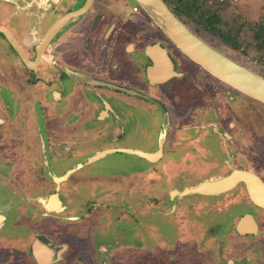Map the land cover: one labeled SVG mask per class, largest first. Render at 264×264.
Masks as SVG:
<instances>
[{"label":"flooded vegetation","instance_id":"flooded-vegetation-1","mask_svg":"<svg viewBox=\"0 0 264 264\" xmlns=\"http://www.w3.org/2000/svg\"><path fill=\"white\" fill-rule=\"evenodd\" d=\"M81 1L0 0V264H129L133 249L143 253L150 249V225L142 222L146 218L151 222L150 215L168 227L158 229L164 257L184 258L173 264H253L246 252L264 246V208L251 200L245 183L220 194L183 195L187 188L228 177L234 170L251 172L264 183L246 165L243 148L248 131L236 135L233 130L242 129V123L223 114L211 128L214 138L200 137L193 130L197 120L191 112L174 121L172 114L180 106L169 100L165 90L187 74L164 34L154 29L142 9L134 12L133 0H93L84 14L69 21L40 51L60 18L84 8L87 0L77 7ZM66 35H80L79 47L68 44ZM13 42L32 67L24 63ZM162 55L173 74L156 83L149 70L156 68L155 59L164 63ZM162 69L168 73L166 67ZM26 75L31 85L28 97L21 83ZM151 107L165 117L153 144L146 125ZM29 118L40 139L34 171L27 168L21 153ZM209 142H215L212 148ZM113 155L142 159L144 167L137 166L141 179L110 183L89 173L94 192L81 194L80 189L89 187L82 188L76 174L84 172L87 163ZM154 169L160 172L159 195H132L138 187L150 191ZM211 170L216 174L211 175ZM102 187L109 190L108 212L93 213L92 207L101 209L105 201L100 196ZM193 197L211 199L209 210L238 205L242 213L232 218L231 225L230 219L206 223L192 212L200 199ZM21 206L30 209L23 211ZM100 214L115 228L111 232L102 228L96 234L88 229L85 234V224ZM26 220L51 227L22 228ZM138 228L141 237L134 232ZM219 238L216 247L207 245ZM241 238L252 240L233 246L236 255H230L224 244ZM85 249L92 262L85 259ZM191 253L200 262L188 259Z\"/></svg>","mask_w":264,"mask_h":264},{"label":"rangeland","instance_id":"rangeland-1","mask_svg":"<svg viewBox=\"0 0 264 264\" xmlns=\"http://www.w3.org/2000/svg\"><path fill=\"white\" fill-rule=\"evenodd\" d=\"M83 2L84 0H82L77 7L81 6ZM189 2L192 3L193 0H189ZM192 9L194 12L197 11V14L205 13L206 20H208L210 17L212 19H216L215 17H217V21L219 22L218 27L220 30L224 32H238L239 38L243 42V46L246 48L248 55H243L241 54V52L234 50L220 38L207 32L203 27L189 21L186 17H182V19L187 22V26L197 36H199L203 41H205L207 44H209L225 56L264 77V58H262L260 62H257L255 60V58L260 57L263 52L259 48L260 42L256 39L257 36L254 28L255 24L264 22V0H198L197 6L192 5ZM144 17L154 25V29H156V31L162 32L145 13ZM167 42L169 44V47L174 50L175 55L178 56L181 69L187 74L186 77L177 79L174 84H171L168 89L165 90L170 93H168L169 100H174V102H177L180 106V108H177L178 111L174 109L176 111L172 114L174 121L180 120L183 115L185 117L188 116L187 114L191 112V116L193 115L197 120V128L193 130L198 132L200 137L214 138L210 133H212V126L216 127L218 125V122L216 120L217 117L223 114L229 117H236V121H238V118L240 120V123H242L239 124L240 128L242 129H234L233 132L238 135V133L244 131V129L248 131L244 139V148L242 147L246 155V165L252 171L255 172L256 170L264 179V105L246 97L245 95L211 76L207 71H205L199 65L182 54L169 40ZM21 73L22 75L25 74L24 71H22ZM139 74L140 77H142L144 73ZM27 82L28 75L24 77L22 76L21 83L24 84L23 90L25 91V93L27 92L26 96L28 97L31 92L29 87L31 85ZM25 93L23 95H25ZM149 105L151 106L152 104ZM206 105H208V107L206 108V112H208V114L204 111ZM149 112L150 113L148 114V119L146 122L147 133L148 139L153 144L158 134L162 131V125L165 122V117L163 111L157 110L155 109V107H151ZM229 120L230 122H232V119ZM26 121L27 134L24 135L23 139H21V153L22 159L24 160L27 168L34 171L40 159V139L35 123L31 120V118ZM190 124L191 123H188L184 126L188 127ZM252 124H254L255 126L251 128ZM192 125L195 126L193 122ZM198 127L200 128L198 129ZM215 138L218 139V136H215ZM240 141H243L242 138ZM214 144L215 142H209L207 146L212 148ZM102 160L93 164L87 163V166L84 168L85 171L76 174L75 178L81 182V187H89L87 191L86 189H80L79 191L82 192L81 194L94 192V184H90L89 182L91 179L89 173L102 175V177L105 178L107 182L110 181V183H113L120 179L125 180V178L126 180L129 178L131 181L136 182L142 177V172L137 169V166L144 167L145 164L143 163L142 159H137L135 157L126 158L113 155L111 157L105 158V160ZM130 163L134 164V168H131V166L129 165ZM119 165H122V168L118 167ZM211 171V175L216 174V171ZM32 173L33 172H30V175ZM150 178L149 192H145L143 188L138 187L135 188V191L132 193V195L136 196L145 194L147 196L149 194L153 197H155V195H159L157 184L160 180V172L156 171L155 169L154 172L151 170ZM108 192L109 190L107 187L101 188L100 196L102 197L101 199L105 201L101 209H96L93 206V213L98 212L97 210L106 212L107 209H109L108 206H110V204L107 203L109 201V199H107ZM199 198L200 197H198V199ZM192 200H196V197H193ZM210 200L211 199L200 198L198 200V206L196 208H191L193 213L197 212L200 216H203L204 220H206V223L209 219H230L231 225V222L233 221L232 218L239 217V215L242 213L241 209L243 207H240L238 205L233 207L221 208V210L217 211L209 210V207L211 206H209L207 202H209ZM139 205L141 206V204ZM21 207L23 208V211H25V209H30L28 207L25 208L26 206ZM94 216L95 217H93L88 224L86 223L87 225L85 224V234L89 232L88 229L92 232H95L96 234L97 232L100 233L102 228L106 232H111V230L115 228V226L112 225V223H110L103 214ZM150 217L151 222H149L148 218L142 220L143 223L146 221L147 225H150V249L146 251V253L139 251L136 252V249H133L132 259L129 261V264H173L172 261L175 259H184L182 256H175L171 260L168 256L164 257L162 249H160L158 246V244H160L161 242L158 236V229L161 230L162 228V230H166V228L168 229V227L167 225L164 226L162 223H159V218L155 219L152 215H150ZM44 226L45 224H41L38 221L33 222V224H31L29 220H26L25 223H21L22 228L51 227ZM188 226L189 223L187 224V227ZM52 228H55V226H52ZM134 232L141 237L140 228L135 229ZM195 232H197V234L201 232L200 226L196 228ZM249 240L251 241L252 239L241 238L234 241H227L224 245L226 248H229L230 255H236V252L233 250V246H244V244H246ZM219 242L220 238L218 240L212 239L207 243V245L209 246V244H214L213 246L216 247ZM197 243H201V239L199 238V236ZM134 248H136V246ZM84 255L85 259L90 262L93 261V256L89 251H87V249H85ZM246 256L249 257V260L253 264H264V246H262L258 251L249 249V251L246 252ZM195 258L196 255L194 256L193 253L188 255V259L194 260ZM194 262H200V258L197 256Z\"/></svg>","mask_w":264,"mask_h":264},{"label":"water","instance_id":"water-1","mask_svg":"<svg viewBox=\"0 0 264 264\" xmlns=\"http://www.w3.org/2000/svg\"><path fill=\"white\" fill-rule=\"evenodd\" d=\"M92 2L93 0H87L84 8L60 18L46 34L41 44L40 51L46 48L69 21L84 14ZM134 2L182 54L207 71L211 76L246 97L264 105L263 76L240 65L203 41L175 15L164 0H134ZM15 48L19 52L24 63L28 67H32V63L24 52L20 50L17 45H15ZM161 58L164 59V63L155 59L156 68L149 70V73L154 78L155 73L165 67L168 73L166 77L160 80H154L156 83L164 82L173 74V70L168 64L167 57L162 55ZM145 157L151 159L149 155H145ZM239 183H245L251 200L257 206L264 208V183L258 176L248 171L234 170L228 177L205 181L198 187L186 190L183 195L220 194L232 190ZM240 229L239 232L243 233V230Z\"/></svg>","mask_w":264,"mask_h":264},{"label":"trees","instance_id":"trees-1","mask_svg":"<svg viewBox=\"0 0 264 264\" xmlns=\"http://www.w3.org/2000/svg\"><path fill=\"white\" fill-rule=\"evenodd\" d=\"M167 5L173 10L175 15L183 21V23H187L182 19V17L188 18L189 21L203 27L207 32L212 35L220 38L223 42H225L228 46L233 48L234 50L241 52L243 55H248L246 48L243 46V42L240 40L238 32L234 33L232 31L224 32L219 29L217 17L216 19H212L211 17L206 20L205 13L197 14V11L194 12L192 9V5L198 4V0H193L192 3L189 0H164ZM136 4V3H135ZM187 25V24H186ZM256 31V39L260 42V49L263 52L260 57H256L255 60L260 62L262 58H264V22L260 24L254 25Z\"/></svg>","mask_w":264,"mask_h":264},{"label":"crops","instance_id":"crops-1","mask_svg":"<svg viewBox=\"0 0 264 264\" xmlns=\"http://www.w3.org/2000/svg\"><path fill=\"white\" fill-rule=\"evenodd\" d=\"M142 19L144 20V17H142ZM64 39L65 38H67V41H68V44H70V45H73V46H75V48H78L79 46V40H80V35H79V37H76V36H71V35H66V36H64L63 37ZM63 38H62V40H63ZM61 40V39H60ZM63 43H64V41H61L60 43H59V45H63ZM61 52H63V50H61ZM162 70H164V69H161V70H159V71H157L156 73H155V78H157L158 80H160V79H162V78H164L165 76H166V71H162ZM76 79L77 80H79V81H81V82H88V81H90V80H88L87 78H83V77H80V78H78V77H76ZM124 80V79H123ZM124 81H126V80H124ZM218 178H212V179H210V180H217ZM206 181H208V180H206ZM201 184H198V185H196V186H193V187H191V188H187V190H189V189H192V188H195V187H198V186H200ZM191 195H194V194H191ZM252 225H254V224H252L251 223V226Z\"/></svg>","mask_w":264,"mask_h":264},{"label":"built area","instance_id":"built-area-1","mask_svg":"<svg viewBox=\"0 0 264 264\" xmlns=\"http://www.w3.org/2000/svg\"><path fill=\"white\" fill-rule=\"evenodd\" d=\"M141 8L136 4V6L134 7V12H138Z\"/></svg>","mask_w":264,"mask_h":264}]
</instances>
